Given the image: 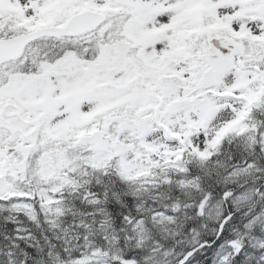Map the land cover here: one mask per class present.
I'll return each instance as SVG.
<instances>
[{
  "label": "snow or ice",
  "instance_id": "snow-or-ice-1",
  "mask_svg": "<svg viewBox=\"0 0 264 264\" xmlns=\"http://www.w3.org/2000/svg\"><path fill=\"white\" fill-rule=\"evenodd\" d=\"M0 264H264V0H0Z\"/></svg>",
  "mask_w": 264,
  "mask_h": 264
}]
</instances>
